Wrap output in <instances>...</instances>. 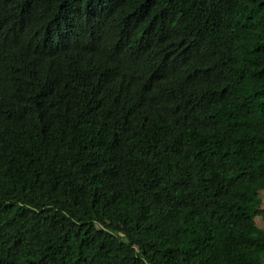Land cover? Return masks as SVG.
Here are the masks:
<instances>
[{"label":"trees","instance_id":"obj_1","mask_svg":"<svg viewBox=\"0 0 264 264\" xmlns=\"http://www.w3.org/2000/svg\"><path fill=\"white\" fill-rule=\"evenodd\" d=\"M264 0H0V264H264Z\"/></svg>","mask_w":264,"mask_h":264},{"label":"rangeland","instance_id":"obj_2","mask_svg":"<svg viewBox=\"0 0 264 264\" xmlns=\"http://www.w3.org/2000/svg\"><path fill=\"white\" fill-rule=\"evenodd\" d=\"M261 198H262V202H263V206H264V192L261 193ZM256 222H257V225L259 226V228L264 230V223L259 219H257Z\"/></svg>","mask_w":264,"mask_h":264}]
</instances>
